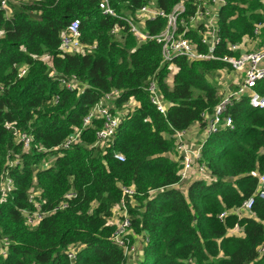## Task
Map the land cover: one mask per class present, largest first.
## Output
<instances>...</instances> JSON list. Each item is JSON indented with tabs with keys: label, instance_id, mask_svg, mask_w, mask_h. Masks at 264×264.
Returning <instances> with one entry per match:
<instances>
[{
	"label": "trees",
	"instance_id": "1",
	"mask_svg": "<svg viewBox=\"0 0 264 264\" xmlns=\"http://www.w3.org/2000/svg\"><path fill=\"white\" fill-rule=\"evenodd\" d=\"M101 2L20 0L10 2L11 14L0 9V184L5 173L13 180L7 197L0 190V264H264L258 251L264 199L255 197L251 216L235 213L264 173V107L252 106L248 95L229 106L234 127L209 134L202 144L211 181L194 179L186 191L177 186L183 166L172 137L197 123L205 128L202 114H211L221 100L214 74L232 68L220 58L238 54L230 43L260 38L258 48L264 47V26L255 32L264 24V0H226L219 12L218 58L177 56L172 62H163L156 38H135L126 18L150 3L171 13L184 2L185 27L179 30L186 28V36L208 52L204 25L189 26L197 0H109L116 15L105 13ZM74 19L81 22L83 49L65 52L62 34ZM166 24V17H157L145 27L159 35ZM63 78H75L77 86L62 84ZM151 80L166 113L151 100ZM113 90L120 96L108 103L112 111L126 109L131 98L138 104L127 106L112 141L101 144L96 131L103 120L84 127V118ZM255 90L264 96V79ZM78 132V141L64 147ZM23 133L32 136L29 151ZM122 186L137 191L127 204L133 232L146 239L138 262H127L111 240L117 226L109 220ZM33 192H40L35 195L47 214L30 225L23 210L34 208ZM236 224L240 233L232 232ZM70 245L77 252L73 260Z\"/></svg>",
	"mask_w": 264,
	"mask_h": 264
},
{
	"label": "built area",
	"instance_id": "2",
	"mask_svg": "<svg viewBox=\"0 0 264 264\" xmlns=\"http://www.w3.org/2000/svg\"><path fill=\"white\" fill-rule=\"evenodd\" d=\"M10 2L17 3L15 0H2L0 2V9L6 11L7 14H11L12 10ZM226 0H197V8L193 16H191L190 27L198 28L200 24L205 27L203 33L202 42L209 47L208 52H202L199 50L198 45L191 38L186 36V28L180 31L179 28L184 26V19L181 15L185 12L186 7L184 2L176 4L171 13H166L164 10L158 8L155 3H150L138 8L135 15L126 18L129 31L139 40H146L149 38H156L159 43H162L163 62H172L177 56H186L191 60H206L218 58L214 54V49L221 41L219 35V12L225 5ZM100 7L105 13L115 14L113 8L109 5V0H102ZM157 17H166V27L159 35H150L145 24L148 20L155 19ZM263 26L258 24L255 32ZM81 22L79 19H74L67 26V29L62 34L61 50L65 52H76L83 49L81 42ZM119 29L112 30L114 35H117ZM243 42L230 43L229 47L233 52H238L234 55H226L220 59L230 64L233 71L241 74L240 80L237 85L228 90L222 97L220 102L215 106L213 112L210 114L208 111H204L202 117L206 119L207 124L205 130L207 135L217 133L223 128H233V117L228 114L229 106L235 101L239 100L242 96L248 95L250 97L251 105L254 107H264V96L255 90L259 80L264 79V47L257 50H244ZM26 69L21 71L20 75H24ZM62 84L68 85V87L75 88L77 82L75 78L70 80L62 79ZM151 94L152 102L157 106L158 110L162 113H166L167 105L164 101V96L160 92L156 83L151 80L148 86ZM2 87L0 86V93ZM120 96L119 90H113L104 95V97L90 110L88 115L84 118V127L92 123L94 118L103 120V126L96 131L97 142L104 144L112 141L115 136L119 125L121 124L122 117L128 112L127 106L130 105L129 100L126 104V109L112 111V106L108 103H112L114 99ZM107 103V104H106ZM199 125V123H198ZM80 133L71 136L64 144V147H69L72 143L78 141ZM172 137L176 142V148L180 155V161L182 164V170L180 172V182L177 186H180L181 182L190 178L193 175L194 170L201 172L202 174H210L209 168L205 162H202V147L196 146L193 143L190 144L188 139V130H176ZM24 142V150L29 151L31 148L32 136L28 133H23L21 136ZM114 156L118 159L124 160V156L115 152ZM264 173L259 174L258 187L256 193L246 198L242 205L235 209V213L239 217L251 216L254 214L253 206L255 204V197L258 195L264 199ZM13 189V180L5 173L3 180L0 184V190L3 192L4 197H7L9 191ZM34 191V190H33ZM137 193L134 186H122V198L119 204L114 210L113 216L110 218L109 223L116 224L117 228L112 234L111 240L120 245L124 249V254L127 256V262H135L138 254L140 253L139 245L146 241V239L133 232L132 217L128 209L127 199L134 197ZM35 194L40 192H33L31 194V202L34 204L32 209H24L23 214L27 219L28 224L35 225L46 214L43 210V200L38 199ZM60 204L58 206L61 207ZM65 205V204H64ZM117 210V213L115 211ZM227 212L220 214V218H223ZM241 228L238 224L232 229V232L239 231ZM260 255L264 254V245H261L258 249ZM76 248L70 245L68 254L70 259L76 258ZM73 264V262H72Z\"/></svg>",
	"mask_w": 264,
	"mask_h": 264
},
{
	"label": "rangeland",
	"instance_id": "3",
	"mask_svg": "<svg viewBox=\"0 0 264 264\" xmlns=\"http://www.w3.org/2000/svg\"><path fill=\"white\" fill-rule=\"evenodd\" d=\"M15 1H20V0H15ZM17 2V3H18ZM16 3V4H17ZM264 26V24H263ZM262 26V27H263ZM261 27V28H262ZM261 28L258 30V35L260 34V30ZM248 39V38H246ZM245 39V40H246ZM252 42V43H251ZM261 43V39L258 38L256 39L255 41H252V39L249 40V43L248 44H244L243 45V49L244 50H257L259 49V44ZM253 47V48H251ZM261 48V47H260ZM241 78V74L236 72V71H233V69H228L226 68V70H223L222 73H215L214 74V80H216L219 85H221L220 87V93H221V97L230 89H233L236 85H237V82L240 80ZM200 125V124H199ZM200 127H202V130H201V134L203 135V140H206L207 138V133H206V130L203 128V126L200 125ZM195 140L193 139H188L189 143L190 144H194L196 146H201L202 147V144L204 143L203 142H199V139L197 138H194ZM179 154V153H178ZM53 161V159L49 156L46 163L49 164ZM195 172H193V175L184 180L183 182H181L180 186H178L179 188L182 187L183 191H186L187 190V186L194 180V179H201V178H207L208 181H211V175L208 173V174H202L201 172L197 171V170H194ZM186 190H185V189ZM115 213H117V210L115 211ZM240 231V230H239ZM239 231H234V233H240ZM143 246V245H142ZM141 245H139V249L142 247ZM142 249H140L139 252H141ZM142 253V252H141ZM141 258V255L138 254V258ZM135 262H138V259L135 261Z\"/></svg>",
	"mask_w": 264,
	"mask_h": 264
},
{
	"label": "crops",
	"instance_id": "4",
	"mask_svg": "<svg viewBox=\"0 0 264 264\" xmlns=\"http://www.w3.org/2000/svg\"><path fill=\"white\" fill-rule=\"evenodd\" d=\"M249 40L250 39H246L245 41H244V43H242L243 45L246 43V44H248L249 43ZM247 50V49H246ZM247 51H250V50H247ZM130 101H131V103H130V105H132L133 107H135L138 103L133 99V98H131L130 99ZM204 128V127H203ZM205 129V128H204ZM201 130H202V127H200V125H198V123L197 124H194V125H192L189 129H188V137H189V139H193V140H195L194 138H197V139H199V142H203V141H205V140H203L202 138H203V135L201 134L202 132H201ZM181 189H183L182 187H180ZM185 189V188H184ZM186 190V189H185Z\"/></svg>",
	"mask_w": 264,
	"mask_h": 264
}]
</instances>
